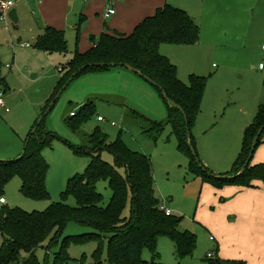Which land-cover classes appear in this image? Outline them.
<instances>
[{
  "label": "rangeland",
  "instance_id": "374dc122",
  "mask_svg": "<svg viewBox=\"0 0 264 264\" xmlns=\"http://www.w3.org/2000/svg\"><path fill=\"white\" fill-rule=\"evenodd\" d=\"M246 1L168 0L190 15L200 30L199 46H186L178 51V47L164 44L160 51L167 57L171 54L173 58H179L180 78L184 83H188L189 74L194 71L200 73L195 72V75L208 79L201 113L192 134L202 164L212 173L219 171L224 174L233 168L242 146V125L253 121L259 103L264 100V70L260 69L264 64V38L258 35V31L264 30V18L250 17L247 11L251 12L255 4L248 5ZM211 2L218 9L209 12ZM218 10L220 12L216 15ZM80 25L78 30L65 31L68 45L65 55H47L36 48L30 36L17 38L15 28L11 34L0 30V78L6 81L5 85H0V94L11 110L8 114H0V160L11 161L23 153L25 139L45 111L44 125L56 136L49 137V143L42 152L49 164L46 178L49 200L26 198L21 193V179L15 177L4 189L3 198L7 206L27 212L44 211L61 201L76 206L74 197L63 199L62 194L69 179L86 171L92 156L76 153L72 146L86 145L87 137L99 129L109 142L121 139L132 151L151 160L156 197L174 215L183 218L181 231L197 235V247L191 256L180 258L171 239L162 236L158 239V255L154 256L144 248L143 259L149 264H206V259L214 253V242L210 241V234L196 219L198 197L204 181L191 171L188 155L179 151L173 128L166 122V105L159 91L136 74L120 69L81 77L71 83L59 98L57 95L54 104L50 102L56 94L59 69L72 59L76 49L82 50L88 45L83 36L86 23L81 21ZM246 32L251 34L246 44L249 49L243 47L239 38ZM21 43L30 46L23 48ZM90 100L95 103L93 114L79 131H73L67 124L71 112L78 111ZM124 106L151 121L164 123L163 130L145 132L149 125L143 128V121L126 115ZM98 117L105 121H98ZM102 158L114 165L111 154L103 153ZM97 191L103 195V205L106 206L112 196L108 182L99 181ZM128 214L127 209L125 216ZM92 232L89 227L70 222L58 237L57 244L50 249L47 264H54L55 255L65 238ZM99 247V264H108V243L104 238L100 242L70 243L67 252L71 260L66 264H97L94 253ZM37 256L41 262L46 260L42 249Z\"/></svg>",
  "mask_w": 264,
  "mask_h": 264
},
{
  "label": "trees",
  "instance_id": "16d2710c",
  "mask_svg": "<svg viewBox=\"0 0 264 264\" xmlns=\"http://www.w3.org/2000/svg\"><path fill=\"white\" fill-rule=\"evenodd\" d=\"M199 38V27L190 15L167 4L158 9L154 16L140 23L130 35L104 32L100 37L90 39L92 47L88 51L80 52L76 49L72 59L59 69L56 94L50 102H56L55 97L72 77L71 83L89 74L130 67L134 70L133 73L159 91L163 99L164 92L171 101L169 103L164 99L166 122L173 128L179 151L188 155L191 171L200 176L204 183L216 188H252L255 181L264 183V164H252L253 155L264 138V100L253 122L244 132L241 152L228 173L222 177L214 175L199 158L192 129L201 112L208 79L191 75L188 83H184L178 76L177 67L160 53V47L164 44L192 46L199 42ZM35 46L48 55H65L68 50L65 32L52 27L45 29ZM5 84V79L0 78V85ZM124 108L126 115L130 114V117L143 121V128L149 125L145 132L163 130L164 123L151 121L127 106ZM94 110L95 103L88 101L70 116L68 126L73 131H79ZM46 116L45 111L25 139L24 156L21 157V154L11 161L0 160V198H3L6 185L13 178L19 177L22 183L21 193L26 198L33 201L49 200L46 183L49 164L42 152L49 143V137L56 136L44 125ZM262 129L255 142V137ZM47 131L49 136L46 135ZM191 147L194 148V153ZM72 148L76 153L92 156L86 171L69 179L66 191L62 194L63 199L67 196L74 197L76 206L61 201L51 204L44 211L34 212L1 206L0 264H47L50 249L57 244L58 237L70 222L89 227L93 232L65 238L55 255L54 264H66L71 260L67 252L70 243L100 242L103 238L108 243V264H149L142 257L143 249L147 248L154 256L158 255V239L162 236L171 239L180 258L194 253L197 235L187 230L181 231L183 218L173 214L168 216L160 209L165 203L156 197L153 167L147 156L132 151L121 139L109 142L99 129L87 137L86 145ZM103 153L114 157V165L103 160ZM99 181H107L112 191L110 202L106 206L103 205V195L97 191ZM127 209L129 214L125 216ZM40 249L46 253V260L43 262L37 256ZM94 257L97 264L101 263L100 247L95 251ZM206 264L246 263L226 261L215 256L207 258Z\"/></svg>",
  "mask_w": 264,
  "mask_h": 264
},
{
  "label": "crops",
  "instance_id": "0c3cea01",
  "mask_svg": "<svg viewBox=\"0 0 264 264\" xmlns=\"http://www.w3.org/2000/svg\"><path fill=\"white\" fill-rule=\"evenodd\" d=\"M224 1L236 3L237 0ZM246 2L248 5L255 4L251 8V12L247 11L250 17L264 18V0H247ZM212 3L209 12L214 8L218 9L217 5H212ZM167 4L172 5L168 3V0H16L9 22L3 24L0 30L11 34L12 28H15L18 32L17 38L21 37V35H28L32 38L35 45L37 39L44 34L47 27L64 32L67 29L75 31L80 29L82 21L86 23L83 36L84 42L88 43V45L79 51L86 52L92 47L90 40L92 37H100L104 32L130 35L140 23L146 18L154 16L158 9L163 8ZM172 6L177 7L175 5ZM111 8L115 9L116 14L105 18L106 11ZM226 11H228V8H226ZM219 12L218 10L215 14L218 15ZM79 18L81 19L79 20ZM107 21L109 22L107 23ZM258 33L264 38V30L258 31ZM248 35L251 34L246 32L239 37L242 39L244 48L247 47ZM236 36L238 37V35ZM20 45L23 48H27L25 45L30 46V44L23 43ZM199 45L198 42L192 46L196 47ZM172 46L178 47L176 48L179 49L178 51L186 48V46ZM263 47L264 44L262 46V51L264 52ZM167 58L172 63L174 62L173 64L177 67L180 78L179 58H173L171 54H168ZM119 70L114 71L117 72ZM122 70L133 73L129 69L122 68ZM261 70H264V67ZM195 72L197 71L190 73L189 76L195 75ZM197 74L200 73L197 72ZM252 122L249 120L242 125L243 131L241 130V132L243 136L245 130ZM241 149L242 146L238 151V156ZM252 164H264V138L253 155ZM226 173L221 174L218 171L213 174L223 176ZM172 214L174 215L173 212ZM196 219L200 226L210 234V241L214 242V253L209 258L218 256L226 261L264 264L263 182L255 181L252 188L239 186L216 188L211 184L204 183L198 197ZM216 249H218V252H216Z\"/></svg>",
  "mask_w": 264,
  "mask_h": 264
},
{
  "label": "built area",
  "instance_id": "2783aa9c",
  "mask_svg": "<svg viewBox=\"0 0 264 264\" xmlns=\"http://www.w3.org/2000/svg\"><path fill=\"white\" fill-rule=\"evenodd\" d=\"M16 4V0H0V29L3 24H7L9 22L10 14L14 10ZM116 14V11L114 8H111L106 11L104 17L109 18ZM25 47H29V45H25ZM264 49V47H263ZM264 65H260V69H263ZM10 108L7 106L3 94H0V114H8L10 113ZM72 116L74 115L71 114ZM98 121L103 122L105 119L103 117H98ZM113 126H115V123H112ZM7 204V201L4 198H0V207ZM160 209L166 213V215L170 216L172 215V211L169 210L164 204L160 207Z\"/></svg>",
  "mask_w": 264,
  "mask_h": 264
},
{
  "label": "water",
  "instance_id": "95a60500",
  "mask_svg": "<svg viewBox=\"0 0 264 264\" xmlns=\"http://www.w3.org/2000/svg\"><path fill=\"white\" fill-rule=\"evenodd\" d=\"M127 69H129V70L132 71V72L134 71V70H133L132 68H130V67H127ZM72 81H73V77H72L71 79H69V81H68V82L66 83V85L63 87V89L59 92L57 98H59V96L62 94V92H63L64 90H66V88L69 86V84H70ZM163 97H164V99H165L167 102L171 103V101L167 98V96L165 95L164 92H163ZM262 131H263V129H262V130L257 134V136L255 137V142H257V140L259 139V137H260ZM32 133H33V134L35 133V129L32 131ZM191 151H192L193 153L195 152V150H194L193 147H191ZM24 154H25V152L23 151L21 157L24 156ZM21 157H20V158H21ZM20 158H19V159H20ZM250 160H251V156H250V158H249V160H248V163H249Z\"/></svg>",
  "mask_w": 264,
  "mask_h": 264
}]
</instances>
